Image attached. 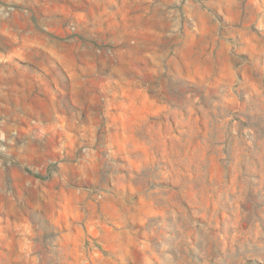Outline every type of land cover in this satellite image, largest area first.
<instances>
[{
	"label": "rangeland",
	"instance_id": "374dc122",
	"mask_svg": "<svg viewBox=\"0 0 264 264\" xmlns=\"http://www.w3.org/2000/svg\"><path fill=\"white\" fill-rule=\"evenodd\" d=\"M0 264H264V0H0Z\"/></svg>",
	"mask_w": 264,
	"mask_h": 264
}]
</instances>
